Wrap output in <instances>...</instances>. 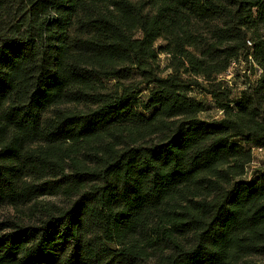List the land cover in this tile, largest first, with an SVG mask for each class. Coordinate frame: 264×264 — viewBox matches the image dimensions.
Wrapping results in <instances>:
<instances>
[{"label": "trees", "instance_id": "16d2710c", "mask_svg": "<svg viewBox=\"0 0 264 264\" xmlns=\"http://www.w3.org/2000/svg\"><path fill=\"white\" fill-rule=\"evenodd\" d=\"M257 148L264 0H0V264H259Z\"/></svg>", "mask_w": 264, "mask_h": 264}, {"label": "rangeland", "instance_id": "374dc122", "mask_svg": "<svg viewBox=\"0 0 264 264\" xmlns=\"http://www.w3.org/2000/svg\"><path fill=\"white\" fill-rule=\"evenodd\" d=\"M161 44L160 42L157 44L159 45ZM158 66H159V73L162 77H165L168 73H170V71L166 68V66L169 64L168 62V57L165 55H160L158 57ZM254 73H258L254 72L253 68L250 67V65L244 63V62H240V64H236L231 66V68L224 74V76H221L220 79L223 80H227L229 82L230 87L233 90L234 94H237L239 92V90H241V81L243 80V78H241L242 76H244L245 74L252 76ZM239 77L240 79L238 81H236L235 83L237 84L236 86H234V80ZM253 77V76H252ZM192 96L200 101H202L205 105H207L208 110L200 113L198 115V117L201 120H206V121H211L212 119H220L222 117V112H220L216 106L213 104L211 97L209 96H205L201 93H199L198 91L192 93ZM264 169V150L263 151H255V149H253V160H252V164H250L247 169H246V173L245 175H243L242 179L245 180H252L254 175L257 174L260 170ZM43 201H45L48 204L54 203L55 205L58 206H63V201L61 199H57V198H45L42 199ZM23 216L19 215L17 212L14 211V209L10 208V207H3L0 208V223L1 222H5L7 220H19L21 219ZM25 221H28L27 217H24ZM247 261H251V262H255V263H263L264 262V258L261 259H246Z\"/></svg>", "mask_w": 264, "mask_h": 264}, {"label": "built area", "instance_id": "2783aa9c", "mask_svg": "<svg viewBox=\"0 0 264 264\" xmlns=\"http://www.w3.org/2000/svg\"><path fill=\"white\" fill-rule=\"evenodd\" d=\"M248 45H250V44H248ZM251 46V45H250ZM264 149L263 148H257V149H255V151L257 152V151H263Z\"/></svg>", "mask_w": 264, "mask_h": 264}]
</instances>
